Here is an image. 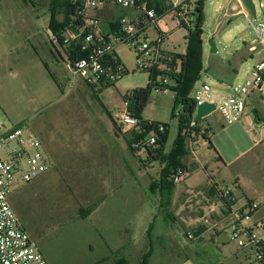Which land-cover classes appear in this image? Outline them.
Returning a JSON list of instances; mask_svg holds the SVG:
<instances>
[{
    "label": "rangeland",
    "instance_id": "1",
    "mask_svg": "<svg viewBox=\"0 0 264 264\" xmlns=\"http://www.w3.org/2000/svg\"><path fill=\"white\" fill-rule=\"evenodd\" d=\"M34 3L30 0H0V61L3 64L0 67V90L15 91L13 99L27 109L24 115L28 117L27 123L32 133L39 134L41 128L50 125L48 130L53 137L77 135L80 131L101 136L107 135L105 131H112L114 121L115 135L120 136L122 145H127V137L134 130L124 132L120 129L115 121L116 115L124 108L123 98L126 95L146 88L150 82V74L138 70L137 53L125 44L117 46L116 55L125 73L115 86L102 91L95 88V94L82 79L73 77L64 49L52 44L49 0H35ZM253 3L257 18L242 0L207 1L203 42L205 73H208L203 74L196 84L192 98L203 83L228 95L229 85L242 86L252 79L253 68L261 58L262 47L250 21L254 25L264 23V9L259 7L264 0H253ZM119 12L118 15L124 13L121 10ZM123 16L131 18V14L124 13ZM150 33L151 40L157 37L155 28H151ZM183 35V32L176 34L173 37L175 43L169 42L166 48L178 53L185 52L187 45L186 40L182 39ZM209 39L215 40L217 54H211L207 43ZM36 57H41L51 72H48L49 85L47 87L45 84L42 99L37 98L38 95L31 90L32 73L29 68ZM173 96L171 90L153 89L149 104L141 116L145 122L159 129L166 128L165 157L170 155L179 136V119L174 117L179 109H176ZM246 114L252 126L246 120L229 125L218 112L200 120L199 126L211 131V142L200 137L195 155L189 153V157L180 159L181 164L187 167L189 176L175 184L172 190L173 205H164V215L159 219L166 220L168 227L178 232L180 241L174 237H164L166 239L162 246L168 253L179 251V260L185 256L193 259L196 255V249L191 247L193 243L187 241L189 232L195 238L200 230L202 234L209 232L208 236L227 230L217 239L218 246L220 241L228 239L229 242V246L220 244L229 257L225 264H256L251 250H242L232 239L231 231L228 230L229 215H222V211L227 212L226 207L211 192L212 183L222 190H231L235 196L233 209L236 211L244 205L245 200L264 198V97L262 99L260 93L248 98ZM3 118L6 116L2 108L0 134L11 127H3ZM98 119L104 131L99 126L96 132L89 127L90 120ZM188 147L186 143L187 150ZM130 151L132 177L139 181L135 169L140 167L141 162L139 156ZM140 159L145 160V155L141 154ZM166 166L165 162L157 161L147 169L152 182L161 183ZM63 172L67 175L49 172L32 184H19L11 196L12 206L25 229L47 253L51 263L92 264L96 260L88 249L92 241L89 220L82 222L77 218L80 216L82 190L87 185L84 176L77 175L73 169L66 167ZM151 185H148L147 193L153 198L150 195L153 193ZM85 200H90V191L86 193ZM161 229L158 231L161 232ZM256 233L264 239V227L257 229ZM182 241L189 242V250L181 249ZM186 264L194 263L191 261Z\"/></svg>",
    "mask_w": 264,
    "mask_h": 264
},
{
    "label": "built area",
    "instance_id": "2",
    "mask_svg": "<svg viewBox=\"0 0 264 264\" xmlns=\"http://www.w3.org/2000/svg\"><path fill=\"white\" fill-rule=\"evenodd\" d=\"M208 0L203 1L204 21L205 6ZM75 6V14L70 24L64 28L61 36L50 30L52 44L62 49L78 47L85 56L75 60L71 65L74 78L82 79L86 85L104 89L114 86L125 73V68L116 55V47L122 44L135 50L137 53L138 70L149 72L152 69H176L172 64L173 53L176 50L166 48L169 42L175 43L173 37L183 32V40L200 21L202 14V0H70ZM118 7L128 11L131 18L123 17L118 21L117 29L108 32L104 29L102 19L91 12H99L107 7ZM256 7V6H255ZM264 9V3H260ZM257 13V11H256ZM257 18V16H256ZM250 26L260 39L262 50L261 58L253 68L252 79L242 86L232 85L230 93L224 95L214 90L208 83H203L193 97L195 109L208 103L216 107L227 124L232 125L241 120L251 119L246 115L248 98L254 93H261L264 86V23ZM155 28L157 37L150 38V30ZM204 31V30H203ZM216 31V30H215ZM254 50V49H252ZM169 65H165V63ZM157 90L166 91L163 85L171 84L167 79H160ZM174 100L176 93H174ZM179 112L176 118L184 115V106L178 105ZM116 123L124 132L138 128L140 120L135 117L125 103L124 108L116 115ZM193 121L185 132L188 149L194 156L199 138H211V131L200 127ZM166 128H160L164 134ZM158 134L147 141H140L136 147L149 146L155 148ZM204 138V139H205ZM139 151L138 154H142ZM50 169V161L46 156L42 142L26 127H16L4 134H0V264H48L37 242L25 229L20 217L14 210L11 196L15 188L23 183L30 184L44 175ZM188 171L179 170L173 176L175 184L183 182ZM221 196L234 202L232 191L228 188L221 190ZM264 209L262 200L247 201L243 208L237 211H228V230L232 239L242 250H251L256 264H264V239L256 233L260 225L253 222L255 215ZM187 238L193 239L188 233ZM252 259V257L250 258ZM252 264H254L252 262Z\"/></svg>",
    "mask_w": 264,
    "mask_h": 264
},
{
    "label": "crops",
    "instance_id": "3",
    "mask_svg": "<svg viewBox=\"0 0 264 264\" xmlns=\"http://www.w3.org/2000/svg\"><path fill=\"white\" fill-rule=\"evenodd\" d=\"M120 10L130 14L124 9L113 6L99 12H91V14L99 16L104 29L111 32L117 29L118 21L125 17L124 13L118 15ZM72 50L73 47L64 49L70 71L69 55ZM2 66L0 61V67ZM29 71L32 73L31 90L35 95H38L37 98L42 99L45 95V84L47 87L49 85L50 69L41 57H36L32 60ZM230 86L232 85H229L228 88ZM14 94L13 89L0 90V109H4L6 116L2 119L1 124L3 127L11 126L1 134L16 127L29 129L28 117L24 115L27 109L14 101ZM260 95L263 99L264 92H261ZM247 116L249 117V115ZM112 125V131H105L107 135L101 136L80 131L77 135L64 134L63 137H53L48 130L50 125L41 128L39 134L34 133L42 142L46 156L50 161V169L41 177L46 176L49 172L67 175L63 172L66 167L73 169L77 175L84 176L83 179L87 187L82 190L80 216L77 218L82 222L89 220L92 241L88 245V249L96 260L92 264L103 259L106 261L101 264H117L116 262L121 258L128 260L129 264H141L143 255L150 250L152 251L151 264H186L191 261L194 264H225L229 257L221 249L220 244L229 246V242L228 239L220 241L218 246L217 239L223 236L227 230L212 236H208L209 232L203 233L193 241L187 238V241L193 243L191 247L196 249L193 259L185 256L184 259L179 260V251L168 253L163 250L162 245L167 237H174L179 241L180 239L178 232L174 228L168 227L166 220L165 222L159 221L164 215L161 196L151 193L154 200L148 196L147 187L152 183V180L146 171L154 163L146 167L141 164L139 168L135 169L138 172L139 181L134 176L132 177L130 147L128 144H121L122 139L114 133V121H112ZM98 126L101 131H104L100 125V119L90 120L89 127L95 132ZM148 179L149 182H147ZM88 191H90L89 201L85 200ZM246 202L245 200L244 205ZM88 208L90 215L86 218ZM253 222L260 225V228L264 227V209L255 215ZM161 227L160 232L158 229ZM188 243L182 241L181 245L184 248L182 246L181 249H188ZM39 248L47 263L53 264L47 253L40 246ZM236 256L238 257V254ZM203 260L205 262H202Z\"/></svg>",
    "mask_w": 264,
    "mask_h": 264
},
{
    "label": "trees",
    "instance_id": "4",
    "mask_svg": "<svg viewBox=\"0 0 264 264\" xmlns=\"http://www.w3.org/2000/svg\"><path fill=\"white\" fill-rule=\"evenodd\" d=\"M29 2V0H25ZM203 1L202 0V14L200 17L199 24L192 30L189 31L188 36L186 37V45L187 49L185 54L182 53H173L172 64L165 63V65H169L170 69L172 66L177 67L176 69H172L168 71V68L162 69H152L148 73L150 74V82L146 88L137 89L131 92L129 95H126L124 99V103L128 104L129 111L140 120V124L138 128L134 130L127 137V142L129 144L130 149L139 156V160L141 164L146 167L154 162L161 161L167 164L166 168L163 171L161 183L158 184L156 182H152L151 190L154 194H158L162 198V208L169 207L173 205L172 199V190L175 187V183L173 182V176L179 171L184 170L187 171V167L181 164L180 159L186 156L189 157L190 151L186 149V138L185 132L190 127V124L194 121L193 112L195 109V102L193 100L192 93L195 89L196 84L202 78V75L205 74V66H204V42L203 35L204 31L201 28V25L204 21L203 14ZM32 4H35V0H30ZM49 10H50V30L56 34L57 36H61L64 28H66L74 14H75V6L71 4L70 0H49ZM118 24V23H117ZM85 56L80 49L76 46L73 47L71 54L69 55V61L71 65H74V62L77 58ZM167 79L171 84L163 85L166 90H171L173 93H176L175 105L176 109L178 105L184 106V115L179 119V136L176 139L172 151L168 157L164 156V148L167 141V131L165 130L164 134L159 133V128L157 126L145 122L141 116L149 104V100L151 97V93L153 89L157 90L159 85V80ZM115 86V85H114ZM91 90L96 94L97 90L94 87L88 86ZM111 87V86H110ZM108 87H105L106 89ZM102 91V89L100 90ZM176 111V110H175ZM174 117H176L174 113ZM197 128L195 130L199 131V121L196 122ZM165 128V127H164ZM121 129V128H120ZM153 133L158 134V138L156 140L155 148L144 146L143 148H138L136 145L140 141H147L152 136ZM150 135V136H149ZM205 138V136H203ZM207 139V138H205ZM210 140L211 139H207ZM142 154L145 155V160H141V154L138 152L142 151ZM211 192L216 194L217 197L221 199L224 203L227 212L222 211V215L225 217L228 216V211L232 209L235 205V202H229L228 199L222 197L221 188L212 183ZM233 198H235L234 194H231ZM164 203V204H163ZM88 215H90V209L87 210ZM201 230L195 234V238L191 241L196 240L201 236ZM194 237V236H193ZM200 241H203L200 239ZM152 256V251H148L143 255L141 264H151L150 259ZM105 262L106 259H103L95 264H101ZM117 264H129L126 259H119Z\"/></svg>",
    "mask_w": 264,
    "mask_h": 264
},
{
    "label": "water",
    "instance_id": "5",
    "mask_svg": "<svg viewBox=\"0 0 264 264\" xmlns=\"http://www.w3.org/2000/svg\"><path fill=\"white\" fill-rule=\"evenodd\" d=\"M242 2L246 6V8L249 10V12L254 16V18H256L257 13H256V7L253 3V0H242ZM207 43H208V46L210 47L211 54H217L218 49H217V45H216L215 40L209 39ZM214 112H216L215 105L204 103V104L198 106L196 114L194 116V121L198 122V121L210 116Z\"/></svg>",
    "mask_w": 264,
    "mask_h": 264
}]
</instances>
